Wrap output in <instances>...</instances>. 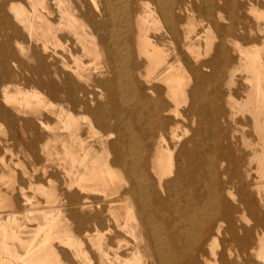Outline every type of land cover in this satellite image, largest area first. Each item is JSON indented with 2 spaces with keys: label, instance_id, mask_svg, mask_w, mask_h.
I'll return each mask as SVG.
<instances>
[{
  "label": "bare ground",
  "instance_id": "bare-ground-1",
  "mask_svg": "<svg viewBox=\"0 0 264 264\" xmlns=\"http://www.w3.org/2000/svg\"><path fill=\"white\" fill-rule=\"evenodd\" d=\"M263 48L264 0H0V124L61 192L0 141V264H264Z\"/></svg>",
  "mask_w": 264,
  "mask_h": 264
},
{
  "label": "rangeland",
  "instance_id": "rangeland-1",
  "mask_svg": "<svg viewBox=\"0 0 264 264\" xmlns=\"http://www.w3.org/2000/svg\"><path fill=\"white\" fill-rule=\"evenodd\" d=\"M263 52H264V50H263ZM237 62H238L237 54H234L232 65L237 63ZM235 81H236V83L233 85L234 86L233 92H234L235 96L241 97L244 94V89L246 88V84L244 82V74L238 73L236 75ZM210 87L211 86H208V93H210V95H211ZM225 94H226V88H222V90L219 94V99L217 101L223 107H224ZM237 121H238V124L232 125V128H234V127L240 128V125H245L247 127L245 133H246V135L249 136L250 140L254 141L257 139L256 135L252 132L251 120L248 117H246V118L238 117ZM229 130L230 129L225 130V133H228ZM12 138H13V132H12L11 127L8 125H5V124H0V141H4L6 144H8L9 146L12 147L14 159L16 160V162H20V164H26L29 168L34 169L33 172L35 174L36 179H40L39 181L37 180L36 184H33L31 187L26 189V192L29 194V198L31 201L30 205L35 206V207H39L40 209H46V208L50 207L51 205L56 204L57 203L56 200H59V198H60L59 195L61 192L59 190L56 191V193H55L56 196L54 199H49L45 194L38 192L36 188L38 186H45L46 187V186L54 185L57 183H49L48 181H46L42 176V170L39 169L38 166L33 167L32 165H30L31 160L25 155V153H23L25 147L22 144V142H23L22 139L13 140ZM235 143H236V145H235L236 155L235 156L239 155V157H240V165H241L240 171H241V174L243 175V167L247 164V161H248V158L250 155V150L246 146H242L243 143H242L240 134L236 135ZM252 168L255 169L254 164H253ZM16 170L18 173L21 172V167L19 165L16 166ZM249 183L254 185V187H255V186L261 185V183H263V182L260 181L257 174L255 172H253L252 173V179L249 181ZM247 188L248 189L252 188V190H253V199L255 202V206L258 209V214H256V215L248 214L246 216L247 221H244V222L248 225H251V226L259 223L260 227H262L264 229V205L259 200V195H258L257 189H255V188L253 189L252 186H247ZM7 220H8V216L6 214L2 215L1 221L6 222ZM35 223H37V221H30V224H35ZM255 261L258 262L259 260L257 258H255Z\"/></svg>",
  "mask_w": 264,
  "mask_h": 264
}]
</instances>
